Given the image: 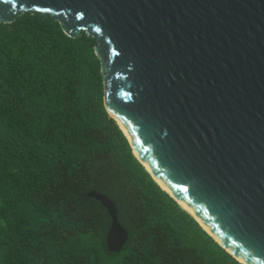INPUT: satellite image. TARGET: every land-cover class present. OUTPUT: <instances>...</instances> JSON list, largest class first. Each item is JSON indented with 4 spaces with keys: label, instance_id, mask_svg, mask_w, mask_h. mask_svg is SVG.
<instances>
[{
    "label": "water",
    "instance_id": "95a60500",
    "mask_svg": "<svg viewBox=\"0 0 264 264\" xmlns=\"http://www.w3.org/2000/svg\"><path fill=\"white\" fill-rule=\"evenodd\" d=\"M24 12L95 39L103 105L136 158L237 261L264 264V0H0V23ZM87 194L119 252L115 204Z\"/></svg>",
    "mask_w": 264,
    "mask_h": 264
},
{
    "label": "trees",
    "instance_id": "16d2710c",
    "mask_svg": "<svg viewBox=\"0 0 264 264\" xmlns=\"http://www.w3.org/2000/svg\"><path fill=\"white\" fill-rule=\"evenodd\" d=\"M96 41L0 23V264H242L154 180L103 105ZM117 209L128 239L105 244Z\"/></svg>",
    "mask_w": 264,
    "mask_h": 264
},
{
    "label": "bare ground",
    "instance_id": "6f19581e",
    "mask_svg": "<svg viewBox=\"0 0 264 264\" xmlns=\"http://www.w3.org/2000/svg\"><path fill=\"white\" fill-rule=\"evenodd\" d=\"M122 127V126H121ZM123 129V128H122ZM124 130V129H123ZM164 189H166V187L163 185V184H160ZM167 190V189H166ZM179 203H180V205L184 208V209H186V210H188L196 219H198L191 211H190V209L188 208V206H186L183 202H181V201H179ZM200 221V220H199ZM201 222V221H200ZM201 224L203 225V227L206 229V230H208L207 229V227L201 222ZM240 261H241V259L240 258H238Z\"/></svg>",
    "mask_w": 264,
    "mask_h": 264
}]
</instances>
